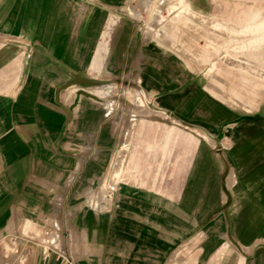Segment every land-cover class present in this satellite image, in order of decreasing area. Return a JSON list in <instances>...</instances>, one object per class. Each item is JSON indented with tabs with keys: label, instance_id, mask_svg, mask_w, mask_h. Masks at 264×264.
<instances>
[{
	"label": "crops",
	"instance_id": "1",
	"mask_svg": "<svg viewBox=\"0 0 264 264\" xmlns=\"http://www.w3.org/2000/svg\"><path fill=\"white\" fill-rule=\"evenodd\" d=\"M254 2L241 7L239 22L228 21L226 8L225 31L239 32V47L248 37L240 31L264 24V0ZM73 3L0 0V232L28 220L40 225L50 215L57 224L52 238L65 255L53 264H237L239 257L241 264H264L261 113L255 123H235L251 114L225 108L194 79L177 90L179 76L168 70L171 81L150 88L158 111L182 120L177 123L219 132L232 122L231 129L243 132L225 136L233 144L217 159L227 167L223 162L217 170L209 152H201L209 173L232 172L233 187L200 193V153L190 162L183 147L153 152L147 146L153 128L161 142L166 123L129 118L120 124L105 112L104 89L89 79L103 77L106 52L94 55L109 46L103 28L109 7ZM114 40L119 47V33ZM108 62L114 64V55ZM214 111L224 118L216 121ZM247 123L260 134L245 133ZM219 206L217 220L211 214ZM39 262L33 249L30 263Z\"/></svg>",
	"mask_w": 264,
	"mask_h": 264
},
{
	"label": "rangeland",
	"instance_id": "2",
	"mask_svg": "<svg viewBox=\"0 0 264 264\" xmlns=\"http://www.w3.org/2000/svg\"><path fill=\"white\" fill-rule=\"evenodd\" d=\"M73 2L75 3L73 5L81 7L92 5L109 7L105 10L109 13L104 15L103 24L104 30H107L106 42L109 46H99L94 55V58H97L101 52H106L103 77L89 79L90 86L98 85L104 89V94L99 100L104 104L105 112L120 121V124L129 118L166 123L168 126L163 127L161 142H156L155 135L159 133H155L157 129L153 128L152 142L147 146L153 152L160 150L170 152L171 149L183 147L184 151L189 152L190 162L197 159L192 158L193 154L200 153L198 170L200 193H203L202 188L206 193V188L213 185L218 188L221 184L224 189H228V186L233 187L236 180L232 172L209 173L211 170L205 166L207 160L201 157L203 156L201 152H209L214 158L217 170L223 167V162L227 167L229 165L225 159L224 161L217 159L219 156L223 157L225 151L233 144L232 139L228 141L225 136L238 139L243 132L239 128L231 129L230 127L235 126L232 122L222 126L219 132L212 130L207 132L206 128H194L185 122L177 123L182 120L175 119L169 112L158 111L157 97L151 94L150 88L158 86L161 81L167 83L171 81L164 73L168 70L179 76L174 80L177 90L183 91L187 82L194 79L203 92L209 93L210 97L225 108L251 114L243 120L239 116L235 123L251 120L255 123L258 117L255 113L259 112L261 123L264 125V24L261 22L253 24L240 31L248 36L247 42L242 41L241 47L239 32L225 31L226 8L228 21L239 22L241 7L246 8L250 5L254 7V0H73ZM256 16L253 14L252 20ZM117 32L120 34L119 47L114 48L112 44L116 41L114 39ZM111 55H114V64L108 62ZM230 55L233 58L231 63ZM226 57L228 62L225 61ZM240 67L242 72L239 71ZM149 74L153 78H150ZM161 88L164 90L165 86L162 85ZM170 102L174 105L178 100L173 99ZM213 116L216 121L224 118L219 111H214ZM242 128L247 134L251 132L260 134L259 131L255 132L254 126L250 123L244 124ZM244 145L249 147L251 144ZM173 162L174 159L167 160V164ZM221 198H224L222 192ZM229 203L233 211L238 207L234 198ZM221 210L222 206L216 207L211 215L215 214L218 220ZM252 214L253 211H248V215ZM49 217L46 225L28 220L17 231L0 232V264L7 257H11L10 252L16 244H21L20 237L24 239L25 235L36 234L38 236L40 234L36 240L45 237L44 232L52 230ZM50 224L57 227L53 219ZM10 233L19 236L16 244L12 243ZM54 236L55 233H52V237ZM226 244L227 242L222 248L227 246ZM222 254L220 251L219 255ZM242 261L243 258L239 257L237 264H241ZM207 264L217 262L210 261Z\"/></svg>",
	"mask_w": 264,
	"mask_h": 264
},
{
	"label": "built area",
	"instance_id": "3",
	"mask_svg": "<svg viewBox=\"0 0 264 264\" xmlns=\"http://www.w3.org/2000/svg\"><path fill=\"white\" fill-rule=\"evenodd\" d=\"M48 217H45L43 220V224L46 225ZM51 221V220H50ZM49 225L52 228L49 232H44L45 237H40L39 240L34 236L25 235L24 239L20 237L22 240L21 244L18 243L19 236L10 233V239L15 248L12 252H10L11 257H7L3 260L2 264H31L30 263V253L33 249H36L39 253V264H53L55 260L64 259V251L52 238V233L54 229L57 230L55 226L52 224ZM7 232V231H5ZM49 240V241H48ZM68 264L71 263V260L66 261Z\"/></svg>",
	"mask_w": 264,
	"mask_h": 264
}]
</instances>
